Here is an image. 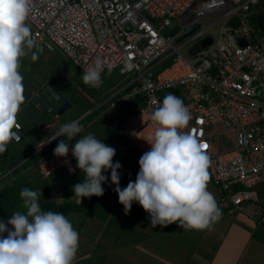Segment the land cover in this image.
Instances as JSON below:
<instances>
[{"label": "built area", "instance_id": "built-area-1", "mask_svg": "<svg viewBox=\"0 0 264 264\" xmlns=\"http://www.w3.org/2000/svg\"><path fill=\"white\" fill-rule=\"evenodd\" d=\"M7 1L39 53L60 51L92 80L111 70L126 76L93 109L105 119L118 113L126 148L161 198L201 182L234 211L255 214V186L264 181V27L251 22L259 0ZM220 12L215 35L201 20ZM196 39L188 58L180 50ZM75 123L49 128L34 146L40 176L75 171ZM21 128L14 122L8 132L15 143Z\"/></svg>", "mask_w": 264, "mask_h": 264}, {"label": "crops", "instance_id": "crops-1", "mask_svg": "<svg viewBox=\"0 0 264 264\" xmlns=\"http://www.w3.org/2000/svg\"><path fill=\"white\" fill-rule=\"evenodd\" d=\"M251 22L253 26L264 27V14L260 15L257 23L253 22V19ZM86 78L91 79L87 76ZM98 79L99 77L95 80ZM97 85L98 102L106 88L102 84ZM32 89L26 91L28 95L26 98L24 95L19 101L16 110L3 112L5 117L1 116V118L5 119L4 130L0 137L2 149L13 147L15 142L8 137V132L12 128V123L19 122L22 126L21 141L17 144H28L23 148L28 152L26 159L29 161L22 163L23 160L0 175V223L19 230H24L25 227L35 228L32 238L20 234L19 237L16 234L11 236L13 240L21 241L29 248L30 262L27 264H42L41 260L34 257L35 232L39 234L44 230L49 232L50 230L43 228L45 224L53 223L60 227L63 221L73 223L81 213H84L83 220H88L89 227L85 232L80 222L79 231L82 230L83 235L79 241L86 242V247L73 260V262L77 260V264H264V220H262L264 181L255 186L258 201L254 202L255 214L252 216L245 211H234L231 207L228 212L224 211L228 207L218 201L216 192L217 201L222 205L221 214L216 218L209 216L206 220V231L202 233L197 227L202 222L192 220L183 222L181 219H166L160 215L162 208L156 204V201L163 198L150 184L148 185L147 180H144L145 184L143 183L141 175L144 174L138 168L137 162L132 161V157L128 154L130 150L121 143L125 155H122L124 157L110 172L108 181H99L98 177H105L100 174L102 168L100 164L93 166L96 172L95 179L85 186L88 188L84 187L80 192L84 196L88 195V202L81 204V201L74 200L77 194L73 195L70 190H66V187H60L61 183L59 187L48 183L64 179L66 175L73 173L59 170L50 177L44 178L34 167L36 158L33 154L34 146L46 138L49 130L47 127L51 126L46 120L52 119L56 113L55 123L69 121L59 120L61 114L57 112L65 101L57 106L50 104L48 108L50 110H43L40 101L36 99L37 90ZM19 92L20 96L25 94L21 90ZM47 92L51 91L45 89L43 96L49 103L52 96ZM93 108L85 111L89 110V113H97L99 116V109ZM81 114L70 121L77 122L82 115H85ZM101 118L106 121L111 120L103 116ZM201 185L203 190L192 192V199L198 198L202 192L211 194L215 191L214 188L204 186L202 183ZM188 192L178 196H185ZM175 197L177 196L171 199ZM65 204L68 206L67 209L64 207ZM7 230L11 232L10 228ZM13 249L15 253L11 257L16 253L20 257L23 256V249L17 246ZM20 261L22 257L18 264ZM10 262L7 256L3 257L0 263L10 264Z\"/></svg>", "mask_w": 264, "mask_h": 264}, {"label": "rangeland", "instance_id": "rangeland-1", "mask_svg": "<svg viewBox=\"0 0 264 264\" xmlns=\"http://www.w3.org/2000/svg\"><path fill=\"white\" fill-rule=\"evenodd\" d=\"M261 14H264V0H259V3L252 8L251 16L253 22L257 23ZM224 20L223 12H220L203 18L201 24L203 27L211 24L210 32L217 35ZM24 28H30L25 18L7 0H0V137L4 130L5 119L1 118V116L5 117L3 112L9 113L16 110L19 107V101L23 99L24 95L25 98L28 95L26 91L29 88L37 90L38 96L36 99L40 101L43 110H48L51 106L50 104L57 106L63 101L71 102V108L61 114L59 118L62 121H70L81 113L85 114L87 112L85 111L86 109L94 107L99 96L97 84H102L106 90L110 88L112 91L125 82L126 76L119 74L115 70L102 73L97 81L87 79L60 51L47 49H44L41 53L35 51L23 38ZM174 28L175 23L172 21L168 29ZM199 40L196 39L186 44L180 51L186 57H191L197 51ZM184 41L175 42V44L180 45ZM45 89L51 91L47 92L48 95L52 96L49 103L46 101V97L43 96ZM19 90L22 93L25 92V94L23 93L20 96ZM44 106H47V109ZM92 115L86 113L81 116L80 120L82 122L77 126L76 135L72 139V142L75 140L74 143L77 149L75 173L66 175L67 177L64 179L53 181L52 183L48 182L55 187H59V183H61L60 187H66V190H70L73 195L77 194L74 196V200L81 201V204L88 202V195L84 196L80 192L95 179L94 175L96 172L93 166L100 164L102 168L100 174L105 177H98V179L103 182L108 181L110 172L124 157L122 155H125L117 128L118 113H114V116L109 121L102 120L100 116ZM54 118L53 116L52 119L48 118L46 120V123L51 125L47 128L58 125L55 123L56 120ZM26 122L30 124L29 121ZM24 145L27 146L28 144L19 145V149H22L21 147ZM95 159H98V161H95ZM202 190L203 186L201 182H198L188 190L189 192L185 196L156 201V204L162 208L160 215L166 219H181L183 222L184 220L202 222L197 227L200 232H205L207 228L206 220L209 216L216 218L220 215V207L222 205L219 204V199V202L217 201V191H212L211 194L202 192L198 198H191L192 192ZM227 207L228 209L224 211L228 212L230 207L228 205ZM83 214L81 213L73 223L63 221L60 227L53 223L45 224L43 228L50 230L49 232L45 230L40 232V234L35 232L34 243H36V251H34V257L41 260L42 264H77L78 261L73 262V260L86 247V242L79 241L83 235L82 230L79 231L80 222L83 224L82 227H84L85 232L89 227L88 220H83ZM9 228L11 232L7 230ZM34 230L35 228L32 227H25L24 230H19L10 225L0 223V262L3 257L7 256L11 261L10 264H18L21 257L22 261L19 262L20 264L30 262L27 245L21 241L13 240L11 236L16 234L19 237L20 234L28 238L31 236L32 238ZM90 231L91 233L93 232L92 227ZM16 246L23 249V256L20 257L16 253L14 257H11L15 253L13 247L15 248Z\"/></svg>", "mask_w": 264, "mask_h": 264}, {"label": "trees", "instance_id": "trees-1", "mask_svg": "<svg viewBox=\"0 0 264 264\" xmlns=\"http://www.w3.org/2000/svg\"><path fill=\"white\" fill-rule=\"evenodd\" d=\"M89 114H93V115H97V113H89ZM92 115V116H93ZM85 119V118H83ZM100 120V119H99ZM82 120H79L75 123V129L77 130V126H79V124H81ZM118 128V132H119V135H120V128L119 126H117ZM75 130V131H76ZM77 132V131H76ZM76 135V133H75ZM75 137V136H74ZM120 141L122 142V144H124V141L120 135L119 137ZM75 140L72 142V144H74V149L76 151V155H77V149H76V146H75ZM38 143V142H37ZM36 143V144H37ZM35 144V145H36ZM15 146L14 147H8L6 149H2L1 146H0V175L1 174H4L7 170L13 168L14 166H16L19 162L23 161L22 163H25L27 161H29L28 159H26L27 155H28V152H26V150H24L23 147H21L22 149H19V147L22 145V144H17L15 143L14 144ZM20 145V146H19ZM128 154L132 157V161H136V153L133 151V150H130L128 151ZM35 156V155H34ZM33 157V156H32ZM76 159H77V156H76ZM76 161V160H75ZM137 162V161H136ZM138 166V165H137ZM139 168V167H138ZM141 171V170H140ZM142 172V171H141ZM143 174V172H142ZM142 179H143V183L145 184L144 180H147L146 182H148V185L151 183L149 182L148 178L145 176V175H141ZM63 206V205H61ZM64 207H66L67 209V204L64 205ZM62 209V208H61ZM65 209V208H64Z\"/></svg>", "mask_w": 264, "mask_h": 264}, {"label": "water", "instance_id": "water-1", "mask_svg": "<svg viewBox=\"0 0 264 264\" xmlns=\"http://www.w3.org/2000/svg\"><path fill=\"white\" fill-rule=\"evenodd\" d=\"M197 26L194 28L196 29ZM193 29V30H194ZM186 35L182 36L181 38H179L177 41H180L183 37H185ZM210 42V39H204L201 41V45H206ZM241 44H245V41L243 39L240 40ZM71 106V103L69 101H65L57 110L58 114H62L64 111H66L69 107Z\"/></svg>", "mask_w": 264, "mask_h": 264}]
</instances>
